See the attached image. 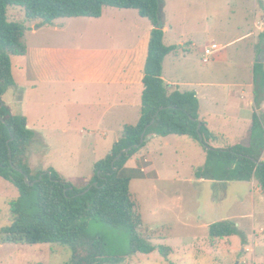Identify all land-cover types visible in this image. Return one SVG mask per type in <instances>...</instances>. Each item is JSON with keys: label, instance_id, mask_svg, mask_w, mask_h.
<instances>
[{"label": "rangeland", "instance_id": "obj_1", "mask_svg": "<svg viewBox=\"0 0 264 264\" xmlns=\"http://www.w3.org/2000/svg\"><path fill=\"white\" fill-rule=\"evenodd\" d=\"M161 15L164 43L177 48L175 54L164 60L165 82L182 92H197L201 116L214 132L218 126L235 124L230 114L229 118H222L226 111L224 104L228 100L231 104L234 95L249 102L254 100V91L248 84L254 82L255 64L264 63V43L260 38L264 33V0H164ZM8 17L26 26L25 43L31 50L42 45V41L59 44L47 34L49 28L41 20L26 22L20 7L9 8ZM104 17L100 26L107 39L104 38L100 47L121 49L123 56L136 48L144 27L151 26L149 20L133 10L106 9ZM74 21L55 22L69 36L68 32L80 33L85 29L83 25L76 27ZM68 40L78 42V38L70 36ZM213 46L219 49L207 57L205 51ZM205 58L209 63L203 62ZM25 62L22 56L12 57L13 76L19 85L24 76L17 67ZM49 73L58 76V71ZM52 89L61 88L39 87L38 94L44 103H39L38 113L22 112L18 97L17 106L10 105L15 115L29 119L31 130L37 134L29 148V164L33 171L53 169L68 183L85 188L94 177L96 165L106 159L122 138L124 127L138 123L141 101L137 109H115L116 121L107 130L91 126L101 120L103 108L99 111L94 106L89 119L77 118L78 111L89 108L74 106L71 111L61 104L46 103L50 97L62 96L61 90L51 95ZM21 94L22 90L17 92L18 96ZM87 96H93L87 100H105L100 90L88 92ZM216 97L222 99L218 106L214 102ZM254 113L264 121L263 105L257 111L252 107L242 111L244 119L240 121L239 134L247 122L252 123ZM250 127L246 128L242 141H246ZM153 135L148 137L146 147L129 158L126 166L146 170L144 178L132 180L130 189L156 251L151 255L137 254L121 264H264V196L256 193L251 182L199 181L196 172L204 170L207 162L203 146L189 137L152 138ZM18 197V190L0 177V233L11 226L10 204ZM227 218H234L238 233L230 239L210 238L209 225ZM88 231L106 237L110 248H126L130 243L124 231L101 222L89 221ZM162 246L172 249L168 258L160 254ZM71 256L70 248L59 245L0 244V264H67Z\"/></svg>", "mask_w": 264, "mask_h": 264}, {"label": "trees", "instance_id": "obj_2", "mask_svg": "<svg viewBox=\"0 0 264 264\" xmlns=\"http://www.w3.org/2000/svg\"><path fill=\"white\" fill-rule=\"evenodd\" d=\"M163 5L164 0H0V177L19 192V197L10 204L12 224L1 231L0 244L68 247L72 256L67 264H121L137 254H153L156 247L151 242L152 237L146 234L142 215L130 189L133 179L145 175L142 169L126 166L130 157L146 147L151 134L189 137L200 143L207 153V162L204 170L196 172L198 180H256L264 193L262 118L254 113L246 141L216 147L217 136L200 118L197 92L173 89L163 79L164 60L177 50L176 46L164 43ZM12 7L24 11L26 22L41 20L45 26L61 19H100L106 9H117L137 11L154 27L144 68L140 119L136 125L124 127L122 138L106 159L96 165L94 177L85 188L68 183L53 169H31L28 153L37 134L28 128L25 117L14 115L3 101V96L16 85L12 57L27 54V29L22 23L10 21L8 10ZM260 38L264 43V33ZM254 86L257 111L264 103L262 62L254 66ZM153 121L154 124L148 127ZM145 129V141L141 143ZM129 148H132L129 154H123L114 163ZM87 189L90 191L83 195ZM89 221L124 231L130 243L126 248H110L106 237L90 234ZM237 233L238 228L231 220L212 224L209 228L212 239H230ZM171 251L170 247H160V254L165 258Z\"/></svg>", "mask_w": 264, "mask_h": 264}, {"label": "crops", "instance_id": "obj_3", "mask_svg": "<svg viewBox=\"0 0 264 264\" xmlns=\"http://www.w3.org/2000/svg\"><path fill=\"white\" fill-rule=\"evenodd\" d=\"M104 16L105 11L100 19H71L75 20L74 22L77 24L76 27L80 25L85 26V29L80 33H77L78 30L68 32L71 38H78V42H70L69 40L68 42V34L67 36L64 35L67 31L57 25L56 22H54L53 25L46 26L49 28L47 34H50V37L56 39L59 44L49 45L42 41V45H37L33 50L27 47V54L22 56L26 59V62L24 66L17 67V69L21 71L22 76H24V81L21 79L22 84L19 85L17 80L14 79L16 85L3 96L4 103L11 109L14 115L15 113L11 106H17V97L19 98L18 104H20L22 112H39V103H44V100L38 93L39 87L43 85L49 88L54 86H59V88H61L58 91L52 89L51 95L59 93L60 90L62 91V96L60 98L54 99L50 97L46 103H55L56 106L61 104L62 106L69 107L70 110L74 106L89 108L87 111H78L76 115L77 118L80 117V119H82L86 117L89 119L90 116H92V108L94 106H96L99 111L103 108L104 112L102 118L100 117L101 120L95 123L96 125L91 124V126L103 127L107 130H109L108 125L116 121L115 116L118 113H114L115 109H120L122 111L127 108H139L138 104L139 101H141L144 91V68L148 56L149 40L151 31L154 27L152 24L151 26L146 25L142 31L141 39H138L136 48L127 51L123 56L124 53L121 49L116 50V48H114L113 50H104V46L100 47L104 38L107 39L105 31L100 26L105 19ZM82 46L87 50H84ZM59 47H63V49H59ZM50 71H58L57 78L54 75H50ZM167 84L175 88L174 84H170L169 82ZM87 87L91 89L86 90L88 89ZM249 87L254 91V82L249 83L248 88ZM20 90L23 91V95L21 94L18 96L17 92ZM97 90H100L101 96L103 95L105 100L103 102L87 100L89 97H93L87 96V93L96 92ZM76 96L79 98L76 99ZM231 101V104L229 100L224 104L226 111L223 113L222 118L225 119L230 117L232 121L236 123L224 128L218 126L215 132L213 129L211 130L208 125L211 132L217 136L218 140L214 143L216 147H225V145L228 146L239 143L243 140V136L246 137V128L252 125V123L248 124L249 122H247V125L243 127L239 134L240 121L244 119L241 112L251 107L254 110L255 101L251 100L249 102L247 98H241L240 95L239 97L234 95L232 99L230 98V102ZM214 102L218 106L221 104L222 99L216 97ZM262 105L264 106V103ZM41 108H43V106H41ZM228 114H230L229 117L227 116ZM97 116L99 117L98 114ZM72 117L76 119L73 113ZM200 118L205 121V118L201 116V109ZM27 123L28 128L33 129L31 128L29 119H27ZM121 126L120 124V127ZM82 128L84 129V127ZM62 131L66 132L67 130ZM81 132L84 133L83 131ZM231 133H234V135L230 137ZM156 136L157 135H153L152 138ZM146 158L149 162V157L146 156ZM142 171L144 173L146 172V170ZM199 181L209 182L211 184L220 183L208 180ZM251 183L256 187V193L264 196L257 181L253 180ZM233 219L234 218H227L220 220V222L227 220L233 221ZM211 225L212 223L208 227V232Z\"/></svg>", "mask_w": 264, "mask_h": 264}, {"label": "water", "instance_id": "obj_4", "mask_svg": "<svg viewBox=\"0 0 264 264\" xmlns=\"http://www.w3.org/2000/svg\"><path fill=\"white\" fill-rule=\"evenodd\" d=\"M153 124H154V121H153L148 127H150V126L153 125ZM148 127H147V128H148ZM146 130H147V129H145L144 133H143L142 136H141V143H144V141H145ZM131 150H132V148H129V149L124 150V151L119 155V157L114 161V163H115L117 160H119V159L122 157L123 154H129V152H130ZM25 180H26L27 183H29V180H28L27 177L25 178ZM32 185H33V184H32ZM89 191H90V189H87V190L84 191L82 194L85 195V194L88 193Z\"/></svg>", "mask_w": 264, "mask_h": 264}, {"label": "built area", "instance_id": "obj_5", "mask_svg": "<svg viewBox=\"0 0 264 264\" xmlns=\"http://www.w3.org/2000/svg\"><path fill=\"white\" fill-rule=\"evenodd\" d=\"M218 49H219L218 46H213L211 49H207V50L205 51V55H206L207 57H211V56L214 55V52H215L216 50H218ZM203 62H204V63H209V60H208L207 58H205Z\"/></svg>", "mask_w": 264, "mask_h": 264}, {"label": "bare ground", "instance_id": "obj_6", "mask_svg": "<svg viewBox=\"0 0 264 264\" xmlns=\"http://www.w3.org/2000/svg\"><path fill=\"white\" fill-rule=\"evenodd\" d=\"M48 148V147H47Z\"/></svg>", "mask_w": 264, "mask_h": 264}]
</instances>
